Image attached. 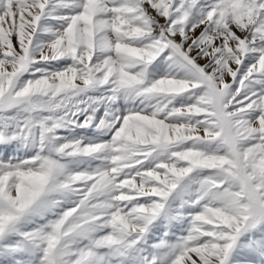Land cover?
Masks as SVG:
<instances>
[{
  "label": "snow or ice",
  "instance_id": "snow-or-ice-1",
  "mask_svg": "<svg viewBox=\"0 0 264 264\" xmlns=\"http://www.w3.org/2000/svg\"><path fill=\"white\" fill-rule=\"evenodd\" d=\"M0 264H264V0H0Z\"/></svg>",
  "mask_w": 264,
  "mask_h": 264
}]
</instances>
